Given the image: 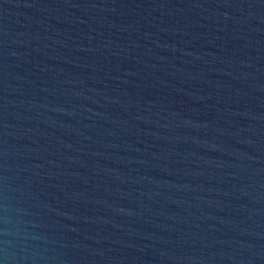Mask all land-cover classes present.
<instances>
[{"label":"water","instance_id":"obj_1","mask_svg":"<svg viewBox=\"0 0 264 264\" xmlns=\"http://www.w3.org/2000/svg\"><path fill=\"white\" fill-rule=\"evenodd\" d=\"M0 264H264V0H0Z\"/></svg>","mask_w":264,"mask_h":264}]
</instances>
